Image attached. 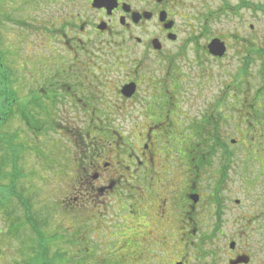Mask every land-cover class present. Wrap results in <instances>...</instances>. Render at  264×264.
Masks as SVG:
<instances>
[{"label": "flooded vegetation", "instance_id": "1", "mask_svg": "<svg viewBox=\"0 0 264 264\" xmlns=\"http://www.w3.org/2000/svg\"><path fill=\"white\" fill-rule=\"evenodd\" d=\"M257 9L264 1L0 3V29L8 27L5 44L16 58L8 64L14 58L0 42V124L25 128L29 144L41 130L60 147L51 136L70 143L71 158L51 152L60 160L51 159L46 178H77L62 205L87 210L83 222L93 217L98 235L119 239V263L264 264V161L259 176L249 175L253 160L239 161L245 198L231 197L234 161L206 159V142L185 143L190 125L179 106L181 72L192 64L204 69L208 59L232 55L235 70L254 68L264 45L253 25L223 31L222 21L250 18ZM214 39L225 46L220 57L209 52ZM251 106L244 119L255 131Z\"/></svg>", "mask_w": 264, "mask_h": 264}, {"label": "rangeland", "instance_id": "2", "mask_svg": "<svg viewBox=\"0 0 264 264\" xmlns=\"http://www.w3.org/2000/svg\"><path fill=\"white\" fill-rule=\"evenodd\" d=\"M7 1L0 0V3L6 4ZM256 1L260 3L264 0ZM243 16L242 20L223 17V31L234 27L246 30L243 22H248L253 25L258 43L264 45V9L255 10L250 18L247 14ZM0 38L1 44L10 51L11 59L14 58L15 51L5 44V40H8V27L5 25L0 29ZM263 52L264 47L258 45L255 66L250 71L235 70V57L230 55L219 63L208 59L203 62L206 64L204 69L192 64L190 69L181 72L186 76V89L182 93L185 99L179 106L186 113L185 123L190 125L182 136L185 143L192 146L206 142L211 145L206 159L230 157L234 161L233 170L236 173L239 171V161L253 160L248 163L250 176L258 175L259 169L262 172L260 165L264 161V140L257 134H251L248 129L249 118L244 119L250 111L246 104L250 103L255 91L261 92L260 89L263 92L257 98L255 111L264 117V107L260 105L264 102ZM15 62L16 58L8 64ZM11 123L8 120L0 124V264H43L42 257L30 260L32 255L38 253L39 241L32 225L43 237L42 243L47 248L45 252L49 264H121L117 258L119 239L113 237L109 240V236L98 235L93 217L83 222L86 217L83 212L87 210L82 212L80 207L62 205L73 194L78 184L77 178L56 184L46 178L48 167L54 163L51 159L60 160L59 155L67 154L71 158L73 151L69 147L70 143L65 142L61 136H51L52 139L62 140L64 148L60 147L56 141L47 140L41 130L37 131L38 140L33 136L29 144L25 140V128L23 131L16 125L19 132L14 131ZM261 127L256 125L255 133ZM212 128L213 132L210 131ZM215 144L223 147L218 150ZM62 148L63 151H57ZM51 152L59 155L54 158ZM81 152L79 148L77 154L84 155ZM229 177L235 181L230 186L226 184L227 192L231 190L229 195L245 198L241 175L229 173ZM81 208L87 209V206ZM117 230L114 229L112 234ZM98 258L101 260L97 261ZM225 263L222 259L220 264Z\"/></svg>", "mask_w": 264, "mask_h": 264}, {"label": "trees", "instance_id": "3", "mask_svg": "<svg viewBox=\"0 0 264 264\" xmlns=\"http://www.w3.org/2000/svg\"><path fill=\"white\" fill-rule=\"evenodd\" d=\"M260 93L259 92H257V91H255V93H254V95H253V97L251 98V104L250 103H248V104H246L248 107H249V105H252L251 106V111H253L254 113H256V116H255V124L256 125H262V127H261V129L258 131V132H256L255 133V131H254V129H253V131L252 130H250L252 133L251 134H253L254 135V133L255 134H257V136H259V138L261 139V140H264V117H261L260 115H258V113L255 111V107H256V103L258 102L257 101V98L258 97H260V95H262V90L260 89ZM259 93V94H258ZM241 94H242V92H241ZM258 94V95H257ZM263 95H264V93H263ZM242 101L243 102H245L243 99H242ZM260 105H262L263 107H264V102H261V104ZM251 121H253V120H251V119H249V124H250V122ZM254 124V125H255ZM251 128V126L249 125L248 126V129H250ZM255 128V127H254ZM263 137V138H261V137ZM230 158V157H229ZM260 170V169H259ZM261 171V170H260ZM32 229H35V230H33V232H34V234L36 233V237H37V239L39 240L38 241V245H37V247H38V253L37 254H35L34 256L32 255V257L30 258V260H33V259H35V258H43V264H49L48 263V261L46 260V258H47V254H46V247L44 246V244L42 243V239H43V237L39 234V232L37 231V228H35V226L34 225H32ZM29 262V261H28ZM33 264V263H32Z\"/></svg>", "mask_w": 264, "mask_h": 264}, {"label": "water", "instance_id": "4", "mask_svg": "<svg viewBox=\"0 0 264 264\" xmlns=\"http://www.w3.org/2000/svg\"><path fill=\"white\" fill-rule=\"evenodd\" d=\"M209 52L214 55V56H222L225 52V46L222 42H220L217 39H214L210 42L208 45ZM123 92L125 95L129 96L133 92V87L132 85H126L123 88Z\"/></svg>", "mask_w": 264, "mask_h": 264}]
</instances>
